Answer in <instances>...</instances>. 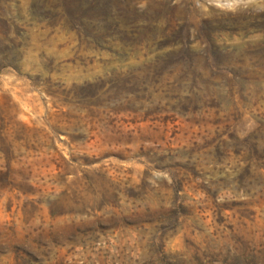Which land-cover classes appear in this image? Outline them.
<instances>
[{"label": "rangeland", "instance_id": "rangeland-1", "mask_svg": "<svg viewBox=\"0 0 264 264\" xmlns=\"http://www.w3.org/2000/svg\"><path fill=\"white\" fill-rule=\"evenodd\" d=\"M0 264H264V0H0Z\"/></svg>", "mask_w": 264, "mask_h": 264}]
</instances>
